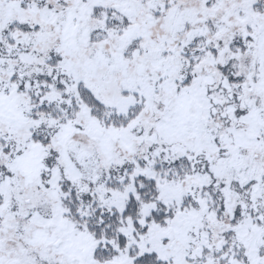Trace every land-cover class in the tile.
Returning a JSON list of instances; mask_svg holds the SVG:
<instances>
[{"label":"snow or ice","instance_id":"1","mask_svg":"<svg viewBox=\"0 0 264 264\" xmlns=\"http://www.w3.org/2000/svg\"><path fill=\"white\" fill-rule=\"evenodd\" d=\"M0 264H264V0H0Z\"/></svg>","mask_w":264,"mask_h":264}]
</instances>
